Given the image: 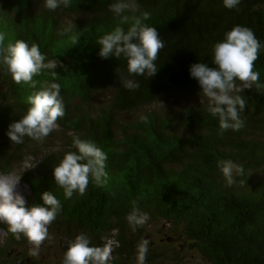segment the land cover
<instances>
[{"label":"trees","instance_id":"1","mask_svg":"<svg viewBox=\"0 0 264 264\" xmlns=\"http://www.w3.org/2000/svg\"><path fill=\"white\" fill-rule=\"evenodd\" d=\"M113 2L72 0L51 11L44 0H0L5 46L22 39L62 62L55 76L47 69L34 76L35 87L15 83L0 65V173L23 168L27 156L38 151L36 166L19 174L29 188L27 204L42 203L40 194L51 191L62 205L40 248L55 240L59 256L52 264H62L69 242L83 233L93 246L114 237L109 264H137L144 239L149 241L145 264H264V89L240 93L246 101L244 127L222 132L189 74L198 61L214 66L213 45L236 25L252 29L264 44V0H241L235 9L222 0H138L139 11L126 13L127 23L109 10ZM145 11L150 16L144 22L158 30L164 47L156 75L131 77L139 88L129 90L121 82L127 61L99 57L97 40L117 25L127 30L131 17ZM254 70L264 85V49ZM50 81L61 85V134L12 143L8 125L26 113L28 96ZM171 93L177 97L157 108ZM72 134L107 153V179L103 184L90 179L83 195L66 198L52 170L65 152L75 151ZM221 159L244 169L230 186L217 167ZM133 201L149 215L135 229L127 220ZM0 227L6 231L0 264H48L46 257L30 255L32 245L23 235L17 239L7 224ZM157 232L162 234L155 240Z\"/></svg>","mask_w":264,"mask_h":264},{"label":"clouds","instance_id":"2","mask_svg":"<svg viewBox=\"0 0 264 264\" xmlns=\"http://www.w3.org/2000/svg\"><path fill=\"white\" fill-rule=\"evenodd\" d=\"M71 2L72 0H44V7L55 11L61 6L69 7ZM222 2L224 7L235 9L241 0ZM109 10L122 23H127L129 16L126 13L139 11L138 0H114ZM149 16L150 13L146 11L139 16L133 15V22L127 30L117 25L97 40L99 57H115L118 60L123 57L127 61V76H121V82L129 90L139 88V82L131 77L151 78L158 71L155 61L164 42L158 30L144 22ZM76 43L78 39L74 37L73 44ZM261 49H264V44H261L252 29L236 25L213 45L214 66L198 61L189 67L190 76L199 85L200 102H207V111L218 118L222 132L229 129L239 131L244 127L241 113L245 110L246 101L240 93L253 87L257 90L264 89V85L260 83V72L254 70V62L259 58ZM61 64L57 60L47 59L36 43L30 44L17 39L5 46V34L0 32V65L6 67L15 83L23 82L35 87L37 82L33 79L34 76L45 69L52 70L55 76V70ZM27 102L30 107L26 113L20 119L12 121L6 130V135L15 144L23 143L25 136L43 141L58 129V118L65 115L61 85L58 82H46L28 96ZM140 118L143 121L148 119L144 115ZM72 135L75 151L65 152L52 170L55 183L63 189L66 198H71L74 192L83 195L90 179L97 184H103L107 179V153L94 141ZM217 167L228 186L235 182L236 175L244 172L241 165L230 159L218 160ZM20 178L12 180L8 175L0 173V222L7 224L8 230L17 239L23 235L32 245L30 255L38 256L42 243L49 238L48 226L56 219L62 205L51 191L40 194L42 203L28 205L25 197L16 190ZM148 219V213L141 211L133 201L132 211L127 216L133 229L143 226ZM148 244L147 239L138 244L137 264H145ZM111 255V246H93L90 239L81 233L69 242L62 264H109Z\"/></svg>","mask_w":264,"mask_h":264},{"label":"rangeland","instance_id":"3","mask_svg":"<svg viewBox=\"0 0 264 264\" xmlns=\"http://www.w3.org/2000/svg\"><path fill=\"white\" fill-rule=\"evenodd\" d=\"M174 97H177L175 94H168L167 95V98L165 99H162L160 102H158V106L157 108L159 109H162L163 107H165L166 103H169L171 102V99ZM126 116H127V113H126ZM128 118V117H127ZM59 130V127L58 129H56L54 131V133L56 135H60L61 132L58 131ZM37 149V147H35ZM39 150H41L39 147H38ZM39 157H40V154H38V151H34L32 152L31 155L27 156V158L25 159L24 163L22 164L23 168H18L17 169H14L13 171L7 173L6 175H8L10 177V179L12 180H19L20 178V172L21 170L25 169V168H28L30 166H34L38 161H39ZM17 191H19L24 197L28 194L29 192V188H28V185L26 183H24L21 178H20V181L17 185ZM153 229V228H152ZM162 232L160 233H156V235L154 236L153 234V238L155 240H157L160 236H161ZM6 237V231L0 227V242H3V240L5 239ZM105 245H108V246H111V248L115 245V240H114V237H110ZM47 252V253H46ZM57 256H59V250H58V247H57V244H56V241L54 240V242L50 245H47L46 247H42L40 248L39 250V255L36 256L37 258H41V259H45V257L47 258V263L48 264H52L57 258Z\"/></svg>","mask_w":264,"mask_h":264}]
</instances>
